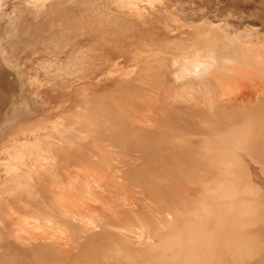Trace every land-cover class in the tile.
I'll list each match as a JSON object with an SVG mask.
<instances>
[{"label":"rangeland","instance_id":"rangeland-1","mask_svg":"<svg viewBox=\"0 0 264 264\" xmlns=\"http://www.w3.org/2000/svg\"><path fill=\"white\" fill-rule=\"evenodd\" d=\"M134 2L138 9L129 0L0 1V264H197L193 217L202 205L199 189L210 202L207 188L221 201L212 212L228 219L222 231L231 221L243 225V250L230 264H264V79L254 80L264 74V0ZM206 41H214L220 62L238 61L224 80L237 75L251 83L261 102H227L218 82L197 77L192 99L185 94L191 84L176 77L175 58ZM253 46L257 53L247 49ZM88 138L150 155L133 168L134 178L145 169L150 181L166 183L161 196L182 202L190 219L165 216L162 243L153 238L143 250L135 234L113 237L89 219L57 223L46 228L50 238L28 244L23 236L21 243V215L28 213L22 203H34L27 191L41 182L38 198L52 202L42 182L52 178V155ZM202 167L212 171L204 181L197 178ZM146 216L155 230L158 218Z\"/></svg>","mask_w":264,"mask_h":264},{"label":"bare ground","instance_id":"bare-ground-1","mask_svg":"<svg viewBox=\"0 0 264 264\" xmlns=\"http://www.w3.org/2000/svg\"><path fill=\"white\" fill-rule=\"evenodd\" d=\"M129 1L133 5H131V7L138 9L134 0ZM40 3H42V0H40ZM233 39H239V36L234 35ZM213 42L214 41H206L204 45L198 47L194 53H183L181 56L175 58V62L178 63L175 72L176 77L179 79L184 78L186 80L185 83L191 84L188 85L190 88L185 94L187 93L188 97L190 96L192 99L191 95L188 93L193 87L192 81L197 77L200 78L198 82L203 84L211 82L210 79L215 80L216 83L218 82V85L222 88V99L227 102L238 100L239 104L244 103V105L250 103L258 104L261 102L257 93L254 91L250 92L251 83L248 86V83L244 80L237 82V75L236 79L229 81L226 78V80H228L227 82L224 80L223 75L226 74L223 72H228L230 70L228 67L230 63H233L234 61L236 64L238 61L235 62V60L232 59V62L227 63L230 59L226 57L225 59L228 60L220 62L218 60L219 57L216 51V45ZM247 49L253 50L255 53H257L256 51L258 50L255 46ZM231 68H234V66H231ZM253 72L252 69V73ZM254 74L255 73H253V76ZM186 77L189 79L187 80ZM253 78L250 79L253 80ZM263 79L264 74H261V76L254 80L262 85ZM204 89L206 90L207 88ZM262 89H264V84ZM58 133L59 138L61 139L64 134L61 132ZM86 140H89L88 143L82 144L80 148L73 147L71 150H64L65 154L63 156L59 153H54L52 155V167H47L46 169V171H52V178H48L47 182L45 180L42 181L44 186L47 183L52 190V202L47 203L38 198L39 192H37V189L41 182H38L31 190L27 191L26 196L32 197L34 203L32 201L22 203L25 204L24 208L28 213L21 215L22 222H24L18 230L21 243L24 242L22 239L25 237L23 236H26L28 244H37L40 241L50 238V234H47L46 228L49 229L50 226L57 223L66 222L71 226H76L77 222L83 223L85 219H89L95 223L96 227H100V229H102L101 231L107 229L113 237L116 234L123 237V239H132L133 237L131 233H133V236L135 234L134 237L136 240H134L133 243L144 245L142 248L143 250L152 248L153 244L149 243V240L153 238L156 239V243H162L164 237L163 232H168V230L165 229V226L170 223L165 216H170L169 218L175 220L178 215L177 221L182 223L187 222L188 219H190V215L187 214L182 202L177 201L172 197L169 202L164 200L165 198L163 199L160 192L164 191L166 183L160 180L155 181L154 179L150 181V172L145 169L143 171L141 170L142 172H139L140 174L134 178L135 172L133 168L144 163V161L149 159L150 155L139 157L135 155V151L137 150L136 145H133L134 148L120 149L114 144L112 139V142H108L106 145L103 140L99 142H94L92 138V141L90 138ZM58 143L64 145L62 141H59ZM218 145L219 144L216 146ZM145 150L147 152V149ZM207 154L208 157H215V154L211 149ZM252 154L253 153H251V157H253ZM223 155H225L224 152ZM236 155L241 156L240 153H237ZM259 157L260 152H258L253 159L259 160ZM224 159L226 160L227 158ZM206 169L208 170L209 168L202 167L201 174L197 176L201 181H204L202 177L205 175H211L212 173V171L208 170V174H204L202 171ZM205 183L212 184L211 178ZM211 187L213 188V186ZM207 189L206 195L207 199H210V202H203L205 196L204 191L203 189H199L198 198L201 199L202 205L200 206V202L197 204L198 210L193 217L195 234L197 237V249L199 251L197 264H222V259L224 258L226 251L230 257L228 264L232 261H235L236 263L238 262L237 259L240 258V251L243 250V240L245 237L242 232V222L235 224L231 221V225L226 232L222 231L223 225H225L223 222L227 224L228 219H223L225 213L217 215L215 212H212L213 206H218L221 204V201L215 199L217 194L216 190ZM199 206L201 209H199ZM206 209L211 210L210 212H206ZM148 213H153L158 218V223H160V225L155 230H153L152 227V219L146 216ZM56 217L57 220L54 221ZM234 217H236L235 214L233 218ZM218 222H220L221 225H218ZM42 227H44V229L40 230ZM49 231H51V234L54 233V230ZM64 233L67 234L66 232ZM64 236L67 237V235ZM81 236L83 237L82 234ZM55 237L53 236L51 240L54 241L57 239ZM78 237L80 236L78 235ZM60 238L63 239L64 237L60 236ZM58 240L60 239L58 238ZM118 240L117 244H122ZM65 241L66 240H63V243H65ZM68 243L65 244L68 245ZM70 243L69 245H72ZM119 254H121V252Z\"/></svg>","mask_w":264,"mask_h":264}]
</instances>
